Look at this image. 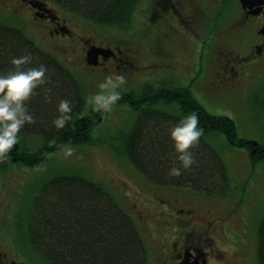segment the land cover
I'll return each instance as SVG.
<instances>
[{
	"label": "rangeland",
	"instance_id": "rangeland-1",
	"mask_svg": "<svg viewBox=\"0 0 264 264\" xmlns=\"http://www.w3.org/2000/svg\"><path fill=\"white\" fill-rule=\"evenodd\" d=\"M6 1L0 0V23L23 30L41 50L54 55L71 71L82 88L86 112L93 110V106L88 103L89 97L100 91L98 84L110 73L126 76L127 83L122 88L125 92L133 89L139 91L148 84L157 86L165 83L160 78L145 76L148 70L143 67L148 61L147 48L152 41L144 37L148 34V26L144 23V14L138 12L142 0L132 16L131 25H124L128 27L124 31L93 23L81 15L59 9L52 3L50 5L58 9L53 12L50 8L56 23L35 21L24 6H20L15 12L7 8ZM156 9L158 12L151 13L158 18L162 4ZM165 14L174 22L171 15L166 11ZM61 17L66 19V22H63ZM56 29L61 33L63 31L65 36L56 34ZM151 29L155 30L153 26ZM53 31L54 34H51ZM142 35L143 38L135 39ZM114 36H117L121 44H124L125 40L140 45L138 48L141 54L136 67L126 66L119 69L117 66L121 63L113 59L97 67L102 48L112 47ZM87 46L90 47L89 52L91 49L98 50L94 55L95 59L93 58L95 61H92L96 63L87 64ZM171 50L178 57L175 67L180 73L179 78L172 81L178 87L190 89L208 113L231 118L237 125L240 137L264 146V67L260 66L256 72H252L248 82L241 86L237 87L234 81L218 84L216 77L210 74L211 63L198 65L194 60L191 61L188 55L186 57L176 44ZM193 67L197 70L194 78L190 76ZM221 79L229 80L224 77ZM230 86L235 88L226 90ZM136 117L134 109L129 105H114L113 110L105 114L103 120L100 119L101 122L92 130V144L71 146L74 149L73 156L66 158L60 150L34 167L13 163L5 169L0 168V231H3V235L24 236L17 230L20 223L22 224L19 219L24 217L26 212L28 215L32 195L38 191L40 184L62 174L78 175L103 184L131 216L142 235L147 264H155L156 249L159 245L166 244V236H175L176 221L173 208L185 201L194 206H190L191 208L199 211L194 214L195 218L205 221L208 215L203 212H207L210 215L209 222H219L218 219H221L225 224V231L231 236L221 237L218 232L210 234L218 249L224 251V264H258V228L264 217V160L253 167L246 149L233 148L225 139L209 134L207 141H212L221 149L227 164L228 185L231 191L229 197L226 193H218L219 187L211 195L203 193L199 187H154L155 184L137 171L129 159L120 153L123 137L131 130ZM31 134L23 131L18 133V139L23 149L34 152L40 149L43 143ZM155 190L157 196L153 193ZM162 199L164 203L161 202ZM192 224L191 222L190 225ZM35 257L39 264H47L38 254ZM195 257L202 262L201 254H196ZM222 262L211 264H223Z\"/></svg>",
	"mask_w": 264,
	"mask_h": 264
},
{
	"label": "trees",
	"instance_id": "trees-1",
	"mask_svg": "<svg viewBox=\"0 0 264 264\" xmlns=\"http://www.w3.org/2000/svg\"><path fill=\"white\" fill-rule=\"evenodd\" d=\"M59 9L81 15L93 23L119 27L131 25L132 16L140 0H44ZM31 53L33 62L27 67L44 64L52 83L51 103L44 100L45 93L28 102L29 110L36 117L34 125H25L20 131L37 136L43 145L37 151L23 149L20 142L13 148L9 164L34 167L60 151V145L92 144V130L108 113L86 112L82 88L74 75L54 56L41 50L23 30L0 23V74L12 70L14 57ZM157 86H143L139 91H121L123 99L136 113L131 130L123 137L120 153L156 187H199L207 195L228 194L229 175L221 149L207 136L217 135L233 148L249 152L253 167L264 160V147L253 146L252 141L239 136L235 122L226 116L206 111L190 89L178 87L172 80ZM61 99L74 103L72 120L65 129L57 131L52 125L58 115L57 104ZM197 112L199 127L204 129L199 147L193 149L197 163L193 170L184 171L179 178H169L171 167H179L172 128L191 112ZM21 140V139H20ZM254 149H256L255 152ZM263 150V151H262ZM48 153V156L42 155ZM164 185V186H163ZM29 213L20 217L19 230L22 240L47 264H147V252L142 235L133 219L116 198L101 183L78 175H58L39 185L32 195ZM257 263L264 264V217L258 228Z\"/></svg>",
	"mask_w": 264,
	"mask_h": 264
},
{
	"label": "flooded vegetation",
	"instance_id": "flooded-vegetation-1",
	"mask_svg": "<svg viewBox=\"0 0 264 264\" xmlns=\"http://www.w3.org/2000/svg\"><path fill=\"white\" fill-rule=\"evenodd\" d=\"M6 2L7 8L15 12L20 6H24L35 21L56 23V18L51 15L44 0ZM160 4L162 9L156 18L151 12H158L156 7ZM163 9L172 16L174 22L166 16ZM138 12L144 14V23L148 26V34L144 37L152 41L147 48L148 61L143 67L148 70L146 77L151 75L152 78L163 81L179 78V70L175 67L178 57L171 50L175 44L191 61L194 60L197 64L211 63L210 74L216 77L218 84L234 81L237 87L241 86L248 82L252 72H256L260 66L264 67V0H142ZM60 19L66 22L63 17ZM152 26L155 28L153 31ZM127 28L115 27L119 31ZM55 33L61 32L56 29ZM61 34L65 36L63 31ZM141 37L143 35L135 39ZM123 43L114 36L112 47H101L103 51L98 56L97 67L110 59L121 63L117 66L119 69L126 66L136 67L141 54L138 48L140 45L125 40ZM89 48H85L86 60ZM196 72L194 68L190 76L194 78ZM233 88L235 87L230 86L226 90ZM153 193L157 196L156 190ZM161 202L165 201L162 199ZM190 206L192 205L185 201L173 208L175 236H166V244L157 247L155 264L226 263L224 251L218 249L215 239L210 236L212 232H218L221 237L231 236L225 231V224L221 219H218L219 222H209L210 215L207 212H203L208 215L205 221L195 218L194 214L199 211ZM196 254L203 256L202 262L195 257ZM35 255L25 245L22 236H5L0 231V264H39Z\"/></svg>",
	"mask_w": 264,
	"mask_h": 264
},
{
	"label": "clouds",
	"instance_id": "clouds-1",
	"mask_svg": "<svg viewBox=\"0 0 264 264\" xmlns=\"http://www.w3.org/2000/svg\"><path fill=\"white\" fill-rule=\"evenodd\" d=\"M33 62L32 54L28 53L11 60L12 70L7 74H0V164L11 161L10 153L19 143L18 133L25 125H34L36 117L29 110L28 102L34 96L39 95L37 89L45 93L44 100L51 103L52 89L45 87L52 83L47 75L48 68L44 64L38 67H27ZM127 83L123 74L110 73L104 81L98 84L100 91L90 96L88 103L97 113H110L113 106L123 99L120 89ZM74 103L67 99H61L57 104L58 115L52 121L54 128L59 131L68 126L72 120ZM199 114L195 111L181 119L171 130V139L174 141V149L177 153L179 167H171L169 178H179L184 171L193 170L197 163L193 149L199 147L200 138L204 135V129L199 127ZM71 142L60 145L63 155L71 157L74 149ZM42 155L48 156V153Z\"/></svg>",
	"mask_w": 264,
	"mask_h": 264
},
{
	"label": "water",
	"instance_id": "water-1",
	"mask_svg": "<svg viewBox=\"0 0 264 264\" xmlns=\"http://www.w3.org/2000/svg\"><path fill=\"white\" fill-rule=\"evenodd\" d=\"M98 53V50H96V49H91V51L90 52H88V63L90 62V63H96V62H92L94 59H95V56L94 55H96ZM94 58V59H93ZM95 61V60H94ZM89 63V64H90ZM255 145H257V144H255Z\"/></svg>",
	"mask_w": 264,
	"mask_h": 264
}]
</instances>
